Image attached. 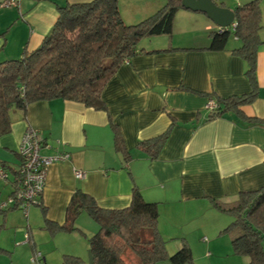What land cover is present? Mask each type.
<instances>
[{
	"label": "crops",
	"instance_id": "1",
	"mask_svg": "<svg viewBox=\"0 0 264 264\" xmlns=\"http://www.w3.org/2000/svg\"><path fill=\"white\" fill-rule=\"evenodd\" d=\"M3 1L0 0V61L20 57L24 50L38 47L58 17V5L90 0H17L7 6ZM164 2L119 0V10L125 21L135 22L153 14ZM173 28H200L202 35L197 37L185 34L182 40L172 35L176 42L173 46L197 49L142 53L126 60L104 85L101 97L106 110L54 98L28 104L25 114H12L11 131L0 135V166L7 172L10 169L13 174L18 165L16 151L27 126L35 128L48 145L42 148L43 154L69 153L67 159L52 162L47 168L40 201L48 219L64 221L66 205L76 188L93 196L101 206L123 207L136 187L145 200L157 202L158 227L166 239L185 237L188 221L200 213L206 215L216 233L231 217L227 221L219 219L220 211L209 197L231 201L240 190L264 184V124L245 122L232 111L208 118L211 113L206 107L211 97L250 90L248 64L231 52L239 40L228 38L222 50L198 49L209 44L205 30L219 27L205 13L186 8L176 12ZM259 34L264 40V27ZM168 40L154 44L143 40L141 45L146 49L167 47L164 44ZM255 78L257 93L240 108L247 116L264 119V41L257 46ZM171 122L157 157L151 158L137 147L138 142L162 133ZM112 124L120 130L131 154L127 161L114 148ZM74 169L83 171L85 177L75 176ZM9 175L7 181L0 180V207L13 190ZM3 194L7 195L5 200ZM32 207L31 216V207L28 215H23L26 221L19 216V208L0 215V247L6 250L0 252V264H31L33 246L41 252L43 264H48L49 258L60 262L66 253L87 259L86 237L95 232L97 224L85 218V212L76 219L77 228L83 232L56 234L67 235L60 245L50 238L39 206ZM27 234L32 244L26 241ZM202 240L207 242L206 237ZM179 246L178 241L168 245Z\"/></svg>",
	"mask_w": 264,
	"mask_h": 264
},
{
	"label": "trees",
	"instance_id": "2",
	"mask_svg": "<svg viewBox=\"0 0 264 264\" xmlns=\"http://www.w3.org/2000/svg\"><path fill=\"white\" fill-rule=\"evenodd\" d=\"M180 8H184L180 0H166L153 14L127 22L120 14L119 0L58 5V17L38 47L24 50L20 57L0 61V135L11 131L14 112L25 114L28 104L40 100L68 99L106 110L101 97L104 85L118 67L134 55L197 49L171 44L153 49L138 47V42L144 37L160 34L171 37L174 16ZM231 9L234 25L222 30L211 29L209 44L198 49L222 50L229 36L238 39L239 44L231 52L247 62L250 90L240 95L213 98L217 107L209 110L208 118L232 111L245 122L264 124V119L247 116L240 108L250 103L257 93L255 58L258 44L264 41L258 34L264 27L259 2L250 0ZM180 88L205 94L187 86ZM171 124L173 122L159 135L138 142L137 147L151 158L157 157ZM112 129L114 148L122 154L124 161L129 160L131 154L125 147L120 130L115 124H112ZM5 172L8 180L6 169ZM10 183L13 190L8 198H13V202H2L1 215L14 208L20 209L19 200L15 197L16 184L12 180ZM40 196L29 207L39 206L44 226L51 235L76 230L82 232L76 226L81 212L97 224L96 231L86 237L94 264H193L191 248L184 239L176 251L167 252L168 239L158 227V204L145 200L136 187L131 190L129 203L123 207L101 206L93 196L76 188L66 205L62 223L46 217ZM209 200L218 211L230 215L229 223L220 232L229 233L235 254L247 257L243 264H264V184L255 189L240 190L231 201L215 197H209ZM26 241L32 244L29 234ZM5 251L0 247V252ZM32 251L33 255L36 251L34 246ZM61 264H87V259L66 253Z\"/></svg>",
	"mask_w": 264,
	"mask_h": 264
},
{
	"label": "rangeland",
	"instance_id": "3",
	"mask_svg": "<svg viewBox=\"0 0 264 264\" xmlns=\"http://www.w3.org/2000/svg\"><path fill=\"white\" fill-rule=\"evenodd\" d=\"M213 1L219 5H222V6H226L228 8H234L237 4H239L238 1H240V3L242 4V3L248 2L250 0H213ZM165 2H166V0H165ZM258 2H259V8L261 11V20H262V23H264V0H258ZM199 29L200 28H173V34H171V37L167 36L166 34L144 37L143 39H141L142 41L140 40L138 42V47H145V46L141 45L143 40H144V43H150V40H152L151 43L154 44V43H157L158 41H162V40L164 42V40L167 38L169 40H168V42H166V44H164L165 46H167L169 44L175 45L176 42L173 39H176V36H179V38L182 40L184 39L185 34H193L192 36H194V34H195V36L197 37V36L202 35V33H200ZM212 29H214V28H212ZM210 30L211 29L205 30L206 34L207 33L209 34ZM188 32H190V33H188ZM203 34H204V32H203ZM172 35H173V39H172ZM231 38H233L232 35L229 36V40ZM51 155H53V153H51ZM0 168H3V167L0 166ZM8 174H10L9 176H12V172L10 169L8 171ZM8 178H10V177H8ZM6 185H10V184H6ZM2 189H3V187L2 188L0 187L1 193H2ZM9 192H10V189L7 190V195L9 194ZM7 195L3 194V198H4L3 200H5L7 198ZM32 208H33L32 206H31V209L29 207V209H30L29 215L30 216L32 215L31 214ZM15 210L18 211V209H15ZM198 213H200V212H197V214ZM83 214H84L85 218H88L89 221L91 220V222H93L95 224L93 219L88 217V215H86V213H83ZM40 215H41L42 220H43V216L41 214V211H40ZM19 216L23 220H25V217L23 216L21 209L19 210ZM195 216H196V214H195ZM223 217H225V218H223ZM229 218H230L229 214L219 212V219H223V220L227 221V219H229ZM210 228H212L213 230ZM199 229L201 230V232L198 233ZM82 232H83V230H82ZM184 232L186 234L185 237L179 236L178 238H174L172 240H167L166 250L169 254L173 253L178 248V247L169 248L168 247L169 243L178 241L179 244L181 245L182 239H184V241L191 248L192 257H193V264H243L247 260L246 256H241V255H237L234 253L232 245H231L230 235L228 232L218 231L215 233L213 226L207 221V217L204 213H200V214H198V216L194 217V219L189 220L187 223L186 231L184 230ZM58 233H63V232H56L53 235H50V236H52L50 238H55L56 240L59 241L58 244L62 245L64 242V239L66 238L67 235H56ZM63 234H65V233H63ZM60 236H62V237H60ZM80 236H81V233H80ZM203 237L207 238V242H204L202 240ZM60 241H61V243H60ZM210 241H212L211 245H209ZM87 254L88 253L86 250V255H85L86 258H87ZM61 260H62V258H61ZM61 260H60V262L59 261L54 262V260L49 258L48 264H50V263L51 264L52 263L61 264ZM184 264H188V263H184Z\"/></svg>",
	"mask_w": 264,
	"mask_h": 264
},
{
	"label": "built area",
	"instance_id": "4",
	"mask_svg": "<svg viewBox=\"0 0 264 264\" xmlns=\"http://www.w3.org/2000/svg\"><path fill=\"white\" fill-rule=\"evenodd\" d=\"M16 3L17 0L2 2L6 6ZM206 107L208 110L214 109L217 107V102L210 98L206 103ZM47 146L46 143H43L42 137L35 128L30 126L25 128L17 147L18 165L11 178L16 184L15 197L19 200V207L24 216L27 215L29 206L37 202V197L44 188L49 164L69 157V153L66 151L45 155L42 153V148ZM74 175L80 178L85 177V173L79 169H74ZM0 179L7 180V173L3 168H0ZM12 202L13 198H8L3 204ZM25 239H27V235ZM31 264H43V257L39 250H36L32 255Z\"/></svg>",
	"mask_w": 264,
	"mask_h": 264
},
{
	"label": "water",
	"instance_id": "5",
	"mask_svg": "<svg viewBox=\"0 0 264 264\" xmlns=\"http://www.w3.org/2000/svg\"><path fill=\"white\" fill-rule=\"evenodd\" d=\"M180 3L184 8L205 13L206 16L219 27V30H222L224 27L233 23V10L226 6L219 5L213 0H180ZM87 264H94L89 249L87 254Z\"/></svg>",
	"mask_w": 264,
	"mask_h": 264
},
{
	"label": "clouds",
	"instance_id": "6",
	"mask_svg": "<svg viewBox=\"0 0 264 264\" xmlns=\"http://www.w3.org/2000/svg\"><path fill=\"white\" fill-rule=\"evenodd\" d=\"M230 25H232V23ZM211 99H213V98H211Z\"/></svg>",
	"mask_w": 264,
	"mask_h": 264
}]
</instances>
